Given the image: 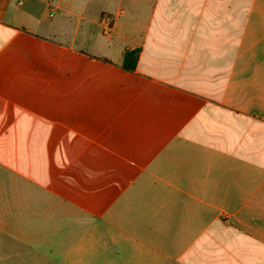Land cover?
<instances>
[{
	"label": "crops",
	"instance_id": "0c3cea01",
	"mask_svg": "<svg viewBox=\"0 0 264 264\" xmlns=\"http://www.w3.org/2000/svg\"><path fill=\"white\" fill-rule=\"evenodd\" d=\"M0 264H264V0H0Z\"/></svg>",
	"mask_w": 264,
	"mask_h": 264
},
{
	"label": "trees",
	"instance_id": "16d2710c",
	"mask_svg": "<svg viewBox=\"0 0 264 264\" xmlns=\"http://www.w3.org/2000/svg\"><path fill=\"white\" fill-rule=\"evenodd\" d=\"M139 57V49L127 52L124 58V68L133 70Z\"/></svg>",
	"mask_w": 264,
	"mask_h": 264
},
{
	"label": "built area",
	"instance_id": "2783aa9c",
	"mask_svg": "<svg viewBox=\"0 0 264 264\" xmlns=\"http://www.w3.org/2000/svg\"><path fill=\"white\" fill-rule=\"evenodd\" d=\"M102 21L105 25V30L107 31L112 23V17L110 15H106L103 17Z\"/></svg>",
	"mask_w": 264,
	"mask_h": 264
},
{
	"label": "rangeland",
	"instance_id": "374dc122",
	"mask_svg": "<svg viewBox=\"0 0 264 264\" xmlns=\"http://www.w3.org/2000/svg\"><path fill=\"white\" fill-rule=\"evenodd\" d=\"M112 17V16H111ZM112 20H113V17H112Z\"/></svg>",
	"mask_w": 264,
	"mask_h": 264
}]
</instances>
